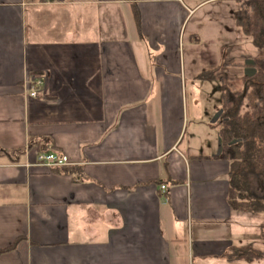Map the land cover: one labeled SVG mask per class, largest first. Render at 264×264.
Segmentation results:
<instances>
[{
	"label": "crops",
	"instance_id": "obj_1",
	"mask_svg": "<svg viewBox=\"0 0 264 264\" xmlns=\"http://www.w3.org/2000/svg\"><path fill=\"white\" fill-rule=\"evenodd\" d=\"M209 1L0 0V264H261L229 254L263 211L230 205Z\"/></svg>",
	"mask_w": 264,
	"mask_h": 264
},
{
	"label": "trees",
	"instance_id": "obj_2",
	"mask_svg": "<svg viewBox=\"0 0 264 264\" xmlns=\"http://www.w3.org/2000/svg\"><path fill=\"white\" fill-rule=\"evenodd\" d=\"M236 1L239 7L235 19L240 31L250 36L253 44L263 51L264 0ZM136 17L139 23L138 12ZM213 71H205L201 76L214 78ZM243 82L244 88L234 91L224 84L223 109L217 125L223 140V156L232 163L230 205L234 209L258 212L264 211V56L256 62L253 73L244 76ZM62 167L61 172L81 180L74 168ZM239 193L245 194L246 199H241ZM229 254L233 259L261 260L264 248H233Z\"/></svg>",
	"mask_w": 264,
	"mask_h": 264
},
{
	"label": "rangeland",
	"instance_id": "obj_3",
	"mask_svg": "<svg viewBox=\"0 0 264 264\" xmlns=\"http://www.w3.org/2000/svg\"><path fill=\"white\" fill-rule=\"evenodd\" d=\"M185 1L192 8L194 7L191 0ZM203 5L201 9L193 14L190 20L191 23L198 20L204 28H210L208 30L209 32L214 29L218 34L225 33V31L227 33L231 32V35L224 39L225 47L223 46L220 49L224 53L221 65L208 70H214L212 76H214L215 79L222 77L220 78L222 81H216L220 84L222 83L223 86L226 83V87L232 91L242 90L244 88V76L253 73L256 62L259 58L264 56V50L262 51L257 48L253 44L252 38L240 31L235 19V11L239 7L236 0L209 1ZM221 23L223 26L220 28ZM184 45L187 46V44ZM244 65H247L246 68H244ZM247 215L253 218V220L249 222L252 224L251 230L259 231L264 224V211ZM259 263L264 264V260H260Z\"/></svg>",
	"mask_w": 264,
	"mask_h": 264
},
{
	"label": "built area",
	"instance_id": "obj_4",
	"mask_svg": "<svg viewBox=\"0 0 264 264\" xmlns=\"http://www.w3.org/2000/svg\"><path fill=\"white\" fill-rule=\"evenodd\" d=\"M48 3H51L53 0H45ZM29 94L33 97H38L41 94L42 86L44 85V76L43 75H32L29 79ZM38 162L44 163L51 167H61L69 163L68 156L66 154H60L55 151L46 152L40 151L37 156ZM163 190L167 189V185H162Z\"/></svg>",
	"mask_w": 264,
	"mask_h": 264
}]
</instances>
